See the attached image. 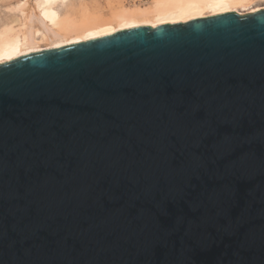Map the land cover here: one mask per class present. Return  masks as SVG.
<instances>
[{"label":"water","instance_id":"water-1","mask_svg":"<svg viewBox=\"0 0 264 264\" xmlns=\"http://www.w3.org/2000/svg\"><path fill=\"white\" fill-rule=\"evenodd\" d=\"M0 264H264V10L0 64Z\"/></svg>","mask_w":264,"mask_h":264},{"label":"bare ground","instance_id":"bare-ground-1","mask_svg":"<svg viewBox=\"0 0 264 264\" xmlns=\"http://www.w3.org/2000/svg\"><path fill=\"white\" fill-rule=\"evenodd\" d=\"M86 1L67 4L66 0H15L9 11L17 13L16 21L14 18L7 21V12V18L4 14L6 21L0 20V64L136 27H157L225 13L247 15L264 10L261 6L246 14L240 12L264 0H105L104 4ZM26 10L29 11L28 22L23 24L22 14Z\"/></svg>","mask_w":264,"mask_h":264},{"label":"rangeland","instance_id":"rangeland-1","mask_svg":"<svg viewBox=\"0 0 264 264\" xmlns=\"http://www.w3.org/2000/svg\"><path fill=\"white\" fill-rule=\"evenodd\" d=\"M1 1V0H0ZM67 1V4L68 3H78L77 2V0L75 1V0H73V2H70V0L68 1V0H66ZM72 1V0H71ZM79 1H81V2H85L86 0H79ZM104 1L105 0H89V2H88V0L86 1V3H92V4H94V3H96V2H98V3H100V4H104ZM132 1V0H131ZM134 1V0H133ZM135 1H142V2H146L147 0H135ZM14 2H15V0H5V1H3L2 0V3L0 2V20H1V22H3L4 20L6 21V18H7V14L9 13V15H8V20L7 21H11L12 20V18H14V21H16L15 19H17V13H15L14 12V14H13V12H10L9 11V6H13L14 5ZM94 2V3H93ZM7 4H9V5H7ZM66 4V2L64 3V6L65 5H67ZM6 6V7H5ZM64 6L62 7V8H64ZM264 7V3H256V4H254L250 9H248V10H245V11H240L242 14H246V13H248L249 11H251V10H253V9H255V8H257V7ZM2 7H4V8H2ZM8 7V8H7ZM261 7V8H262ZM7 9V10H6ZM6 12H7V14H6ZM3 13V14H2ZM4 14H5V16H6V18L4 17ZM28 14H29V11H25V12H23V14H22V21H23V24H26L27 22H28ZM3 15V16H2ZM11 15H13L12 17H11ZM9 17H11V18H9ZM2 18V19H1ZM3 20V21H2ZM13 21V20H12Z\"/></svg>","mask_w":264,"mask_h":264}]
</instances>
